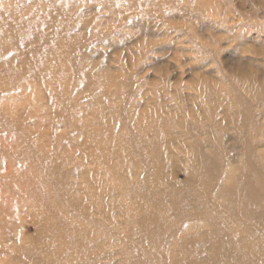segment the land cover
<instances>
[{"label": "rangeland", "instance_id": "rangeland-1", "mask_svg": "<svg viewBox=\"0 0 264 264\" xmlns=\"http://www.w3.org/2000/svg\"><path fill=\"white\" fill-rule=\"evenodd\" d=\"M241 251L264 264V0H0V264Z\"/></svg>", "mask_w": 264, "mask_h": 264}, {"label": "bare ground", "instance_id": "bare-ground-1", "mask_svg": "<svg viewBox=\"0 0 264 264\" xmlns=\"http://www.w3.org/2000/svg\"><path fill=\"white\" fill-rule=\"evenodd\" d=\"M232 246H233V244H232ZM239 253L241 254V255H239L241 257V258H239V260L243 259V257H244V258L247 259V262H248L247 264H252V263L253 264H257V261H259L256 254H251V253L248 254L247 252H242V251L239 252Z\"/></svg>", "mask_w": 264, "mask_h": 264}]
</instances>
